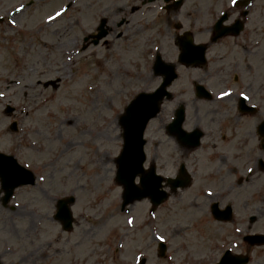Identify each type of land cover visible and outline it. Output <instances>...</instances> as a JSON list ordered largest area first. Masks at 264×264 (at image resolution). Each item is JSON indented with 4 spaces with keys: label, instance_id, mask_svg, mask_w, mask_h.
Masks as SVG:
<instances>
[{
    "label": "flooded vegetation",
    "instance_id": "obj_1",
    "mask_svg": "<svg viewBox=\"0 0 264 264\" xmlns=\"http://www.w3.org/2000/svg\"><path fill=\"white\" fill-rule=\"evenodd\" d=\"M77 1L71 0V5ZM187 3L84 0L86 19L99 14L105 31L94 46L92 34L84 43L103 50L112 58L108 61L122 62L112 50L114 42H126L129 49L137 45L140 32L148 31L149 70L156 82L152 90L161 81L154 72L157 58L172 64L176 73L169 97L148 125L142 177L153 194L130 206L145 202L147 214L134 223L132 256L125 253L120 236L114 249L116 264H241L245 259V264H252L257 252L264 258V0H209L205 14L198 13L203 22L196 27L186 24ZM194 46L205 48L203 67L181 61L197 59L200 48ZM190 70H197V75L190 78ZM178 82L179 88H174ZM225 92L231 95L221 99ZM152 175L164 179L165 200L158 206L153 203ZM140 179L138 174L139 188ZM43 186L38 185L35 194L42 205L34 218L27 210L28 186L15 188L6 199L0 185V264H114L106 237L96 244V253L78 221L63 228L56 217L60 195L53 198L58 193L48 195ZM122 196L121 189L120 203ZM45 199L52 204L50 215L44 213ZM184 208V225H173L167 228L168 236L163 234L160 211ZM14 214L20 215V222ZM109 218L102 214L100 222L83 219L80 224L107 232ZM156 235L164 241L157 242ZM257 236L258 242L253 239ZM83 241L89 247L79 253Z\"/></svg>",
    "mask_w": 264,
    "mask_h": 264
},
{
    "label": "rangeland",
    "instance_id": "obj_2",
    "mask_svg": "<svg viewBox=\"0 0 264 264\" xmlns=\"http://www.w3.org/2000/svg\"><path fill=\"white\" fill-rule=\"evenodd\" d=\"M26 1L0 0V17H10L9 22L0 25V152L15 155L42 179L39 184L44 178L43 187L49 194L66 195L73 188L76 202L72 215L79 230L83 229L96 253L100 248L96 244L106 237L108 252L116 264L114 249L120 236L125 253L132 256L137 238L134 223L146 216L145 202L130 207L129 214H119L121 191L113 177L120 146L117 120L136 94L156 85L149 70V32H140L137 45L129 49L126 42H114L112 50L122 62L108 61L112 60L109 55L91 46L81 55L78 52L85 48L81 38L90 33V27H98L99 14L88 21L84 0H80L77 7L82 13L52 21L50 17L68 0H33L19 13L9 15ZM207 2L188 0L187 25L196 27L203 22L198 13L205 14ZM197 73L190 70V78ZM6 104L13 107L10 115L3 113ZM12 122L15 131L10 130ZM37 191L36 184L28 192L27 210L34 218L42 205L35 197ZM47 202L45 199L43 203L46 214L52 206ZM160 212L158 223L167 236V228L186 222L185 208L183 212ZM102 214L110 217L107 232L92 230L94 225L90 223L80 224L83 219L100 222ZM14 216L20 222V215ZM169 222L170 226H161ZM30 224H35L34 219ZM85 243L78 246L79 253L89 247ZM254 257L252 264H264L258 252Z\"/></svg>",
    "mask_w": 264,
    "mask_h": 264
},
{
    "label": "water",
    "instance_id": "obj_3",
    "mask_svg": "<svg viewBox=\"0 0 264 264\" xmlns=\"http://www.w3.org/2000/svg\"><path fill=\"white\" fill-rule=\"evenodd\" d=\"M154 94L141 93L129 104L125 110V114L121 117V124L124 130L125 148L123 153V164H130L133 162V155L138 145L142 144L141 136L147 120L153 116L158 110V104L163 99V87ZM138 153V151H137ZM0 154V168L7 171L9 177L14 180L30 178L28 182L33 183V177L30 172L25 170H12L13 168L6 169L8 163L15 165V161L11 157H5ZM132 166H130L131 168ZM27 182V181H23ZM127 191V187H126Z\"/></svg>",
    "mask_w": 264,
    "mask_h": 264
},
{
    "label": "snow or ice",
    "instance_id": "obj_4",
    "mask_svg": "<svg viewBox=\"0 0 264 264\" xmlns=\"http://www.w3.org/2000/svg\"><path fill=\"white\" fill-rule=\"evenodd\" d=\"M232 2L233 3H235L236 2V0H232ZM61 15V13L60 12H57L56 13V16H60ZM52 17H50V19H51ZM229 95H231L230 93H227V92H225V93H222L221 94V99L224 97V96H229ZM241 96L243 97V99H245V100H247L248 99V97L247 96H245L243 93H241ZM209 195H211V193H209ZM129 223H131V221H129ZM157 239H162V237H157Z\"/></svg>",
    "mask_w": 264,
    "mask_h": 264
}]
</instances>
